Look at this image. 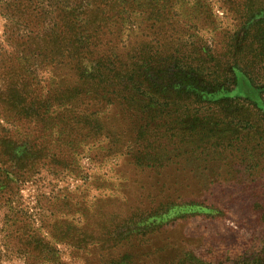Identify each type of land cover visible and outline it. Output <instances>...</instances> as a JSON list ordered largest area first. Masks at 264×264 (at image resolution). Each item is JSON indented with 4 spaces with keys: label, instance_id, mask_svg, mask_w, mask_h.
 <instances>
[{
    "label": "rangeland",
    "instance_id": "rangeland-1",
    "mask_svg": "<svg viewBox=\"0 0 264 264\" xmlns=\"http://www.w3.org/2000/svg\"><path fill=\"white\" fill-rule=\"evenodd\" d=\"M55 1L47 0L45 4ZM207 1L222 19L218 6L224 0ZM181 7L188 16L187 5L181 3ZM261 10L249 14L245 24L252 28L243 41L244 27L233 16L223 22L231 37L238 33L229 49L233 53L242 50L235 62L246 69L252 82L237 73L233 87V78L226 75L227 91L217 97H198L186 89L161 95L159 99L171 108L166 118L172 119V127L205 136L214 134L211 141L198 140L204 136L200 134L194 142L187 140L190 144L159 148L153 152V158L159 156L153 168L135 166L141 154L132 141L123 154L105 158L102 163L89 157L98 146L90 148L95 150L91 153L85 148L66 158L57 157L60 162L54 163L46 158L45 144L40 149L45 157L39 165L35 160H21L28 146L39 142L40 135L50 143L45 147L54 148L56 154L72 147H66V126L84 105L73 96L59 106L51 105L54 93L49 82L61 79L55 71L60 65L51 61L49 50L36 45L43 39L42 28L48 21L36 18L28 29L15 27L4 35L6 22L0 18V73L5 72V84L0 79V89L5 87L7 95L15 75L22 79L19 85L25 90L30 88L32 96L41 97L49 106L43 127L35 118L10 116V123L0 120V138L16 143L20 136L28 139V146L18 144L9 156L20 160V166H33L31 172L23 171L21 179L14 162L9 160L0 166L5 177L21 180L11 191L9 203L0 205V264H181L187 256L206 264H264V123L260 124L261 130L254 127L260 132H250L246 140L238 141L247 131L240 132L236 141L229 134L217 140L218 132L234 129L238 120L233 115L237 103L220 100L223 97H237L242 100L240 104L248 99L262 105L264 111V53L253 59L256 48L262 46L264 52V22L260 20L264 8ZM215 39L214 44L221 46V37ZM156 63L152 69L158 73L154 82L166 88L168 75L158 81L161 67ZM206 76L202 72L200 87L209 88ZM107 115L103 121L112 123L114 132L131 133L127 128L133 120H122L117 110L105 120ZM57 139L65 140L54 143ZM2 152L0 160H8V154L3 158ZM137 204L143 211L154 209L160 214L150 218L153 223L144 237L137 236L136 224L123 219L133 214ZM58 227L64 228L65 235L52 238ZM79 232L83 235L78 236ZM40 236L47 246H41ZM71 236L74 239H69ZM39 252L45 254L47 262H39L43 258Z\"/></svg>",
    "mask_w": 264,
    "mask_h": 264
},
{
    "label": "trees",
    "instance_id": "trees-1",
    "mask_svg": "<svg viewBox=\"0 0 264 264\" xmlns=\"http://www.w3.org/2000/svg\"><path fill=\"white\" fill-rule=\"evenodd\" d=\"M45 1L47 0H0V18L6 22L3 34L15 27L16 30L28 29L36 18L47 20V25L42 28L44 37L36 45L49 50L52 54L51 61L60 65L55 71L60 74L61 79L49 82L54 93V103L51 105L57 103L59 106L60 102L73 96L82 100L84 109L80 108L67 123L66 128L69 130H65V136L69 142L66 147H72L66 151L61 149L59 154H56L54 148H46L50 143L44 135H40L42 139L39 138V142L32 147L28 146L26 136H20L19 143L1 137L0 150H3V158L21 143L27 145L28 150L20 159L32 162L35 160L36 165L45 157L40 150L44 144L46 158L54 163L60 162L56 160L57 157L66 158L68 154H78L85 148L91 153L95 150L90 148L98 146L97 152L89 157L102 163L105 158L123 154L126 146L132 141L141 154L135 160V166L153 168L157 165L155 163H158L154 160H159V156L153 158L156 155L153 152L159 148L175 145L177 148L178 143L181 146L190 144L196 141L195 137L200 134L204 136L198 140L211 141L214 134L205 136L204 133H190L172 127V119L170 121L166 118L167 111L170 113L171 108L164 100L159 99L162 94L170 91L177 94L186 89L190 90L192 95L202 98L206 96V99H209L227 91L224 87L228 79L226 75L233 78L230 82L232 87L235 86L237 73L252 82L246 69L239 67L235 62L242 50L233 53L229 49L238 33L232 34L231 37L223 22L228 20V16H233L234 20L244 27V34L241 36L243 41L249 28H252L249 23L245 24L249 14L254 10L263 11L261 9L264 8V0H224L222 5L218 6L223 13L222 19L218 18L214 6L207 0H56L47 4ZM181 3L187 5L190 12L188 16H184L185 8L182 9ZM261 19L264 22V18ZM202 35L207 36L204 38ZM218 37H221L220 43L223 46L214 44L215 38ZM209 39L212 40L210 43ZM238 41L236 42L239 43ZM261 48L262 46L255 49L253 59H258L260 54L264 53ZM222 51L224 52L221 53ZM156 61L161 69H166V72L158 70L161 74L158 81L168 75L166 88L154 82L158 75L157 72L156 75L152 72ZM202 72L209 78V88L200 87ZM0 79L5 84V72L0 73ZM20 80L15 75L12 77L7 95L5 87L0 89V120L10 123V116L21 120L27 117L35 118L40 120L43 127L49 117V106L41 97L32 96L33 91L30 88L25 90L19 85ZM220 100L237 103L238 108L233 115L237 116L238 120L234 129L218 132L217 140H222L229 134L236 141L240 132L247 131L248 133L238 141L246 140L250 132H260L253 128L259 126L261 130L260 124L264 123L262 105L248 99L240 104L242 100L237 97L232 100L223 97ZM114 110L119 112L122 120H133L130 128H127L131 133L114 132L115 126L103 121L106 114L108 115L105 120L112 118L111 112ZM126 136L127 139L124 140ZM64 140L53 142L59 144ZM125 143L126 148H123ZM12 159L9 156L8 160H0V166L9 163V160L14 162V168L20 173L19 179L23 177V171L31 172L32 165L20 166V160ZM19 179L5 177L0 168V205L9 203L11 191L17 186V181H21ZM159 215L158 210L143 211L137 204L133 214L123 219L131 225L136 224L137 236L144 237L153 223L150 218ZM160 221L161 218L157 222ZM63 229L58 227V233L51 237L64 236ZM81 235L83 233L79 232L78 236ZM69 239H74V236ZM39 243L42 247L48 245L42 236ZM39 255L43 257L39 262H47L43 252H39ZM181 264L206 262L187 256Z\"/></svg>",
    "mask_w": 264,
    "mask_h": 264
}]
</instances>
